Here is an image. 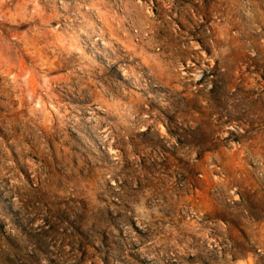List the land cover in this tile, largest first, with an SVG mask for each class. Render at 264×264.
Returning <instances> with one entry per match:
<instances>
[{"label": "rangeland", "instance_id": "1", "mask_svg": "<svg viewBox=\"0 0 264 264\" xmlns=\"http://www.w3.org/2000/svg\"><path fill=\"white\" fill-rule=\"evenodd\" d=\"M0 264H264V0H0Z\"/></svg>", "mask_w": 264, "mask_h": 264}, {"label": "trees", "instance_id": "2", "mask_svg": "<svg viewBox=\"0 0 264 264\" xmlns=\"http://www.w3.org/2000/svg\"><path fill=\"white\" fill-rule=\"evenodd\" d=\"M241 202H242V206H243L244 208H247V207H248V201H247V199L243 196V194H242V196H241Z\"/></svg>", "mask_w": 264, "mask_h": 264}]
</instances>
